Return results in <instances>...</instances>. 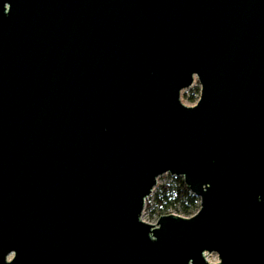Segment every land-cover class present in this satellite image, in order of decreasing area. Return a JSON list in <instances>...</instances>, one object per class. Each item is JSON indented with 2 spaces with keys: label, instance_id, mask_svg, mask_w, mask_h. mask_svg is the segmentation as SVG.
<instances>
[{
  "label": "water",
  "instance_id": "1",
  "mask_svg": "<svg viewBox=\"0 0 264 264\" xmlns=\"http://www.w3.org/2000/svg\"><path fill=\"white\" fill-rule=\"evenodd\" d=\"M0 264H264V0H0Z\"/></svg>",
  "mask_w": 264,
  "mask_h": 264
},
{
  "label": "rangeland",
  "instance_id": "2",
  "mask_svg": "<svg viewBox=\"0 0 264 264\" xmlns=\"http://www.w3.org/2000/svg\"><path fill=\"white\" fill-rule=\"evenodd\" d=\"M201 92V84L197 76H194L193 84L187 88L181 90V101L188 105H194L198 101ZM193 99V100H192ZM178 176L165 173L158 177L157 185L154 187L152 193L147 197L145 202V208L143 211L142 219L149 223H156L159 218V206L155 199V193L158 190V185L165 183H174L175 178ZM200 207V203H199ZM199 209V208H198ZM196 210V212L198 211ZM165 213H176L184 217H190L192 215L181 214L177 206H169L164 210ZM195 212V213H196ZM13 254L9 255L11 258ZM206 258L209 262H218V254L216 252L206 253Z\"/></svg>",
  "mask_w": 264,
  "mask_h": 264
},
{
  "label": "trees",
  "instance_id": "3",
  "mask_svg": "<svg viewBox=\"0 0 264 264\" xmlns=\"http://www.w3.org/2000/svg\"><path fill=\"white\" fill-rule=\"evenodd\" d=\"M155 199L160 207L159 216L167 214L164 212L167 207L177 205L181 214L192 215L199 208L200 203V198L190 191L181 176L176 177L174 183L158 185Z\"/></svg>",
  "mask_w": 264,
  "mask_h": 264
}]
</instances>
